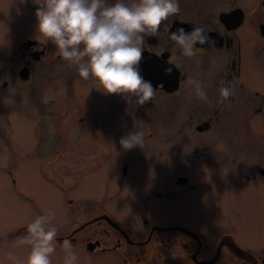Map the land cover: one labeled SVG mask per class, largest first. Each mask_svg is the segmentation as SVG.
<instances>
[{
    "label": "flooded vegetation",
    "instance_id": "1",
    "mask_svg": "<svg viewBox=\"0 0 264 264\" xmlns=\"http://www.w3.org/2000/svg\"><path fill=\"white\" fill-rule=\"evenodd\" d=\"M7 1L14 7L19 27L11 30L0 26V95L8 100L12 95L23 99L25 114L30 118L34 116L31 136L35 150L44 145L43 131H52L48 144H53L59 155L56 163L66 154H74L71 143L74 134L70 128L63 129L64 121H58L64 116L78 114L81 122L92 119L108 128V123L113 126L115 116L138 114L142 107L164 104L165 116L181 114L189 121L196 120L195 130L198 141L202 142L188 145L183 140L186 144L174 149L181 152L196 146L185 159L166 163L171 164L168 166L169 187L152 190L151 200L161 199L167 205L180 199L184 202L185 199L178 196L195 195L199 179L211 171L222 179L223 194L228 192L225 187L234 183L246 189L251 185L264 189V89L257 85L263 79L261 76L258 79L257 68L253 71L247 68L249 51L264 72V0H253L251 5L246 4L251 0H180L181 12L162 22L159 35L145 34L140 67L145 79L156 88V94L142 106L101 91L103 104L99 105L100 99L97 101L83 88L77 89V82L84 80L76 68L69 66L46 38L23 27L28 20L33 27L37 23L35 11L39 4L36 0ZM3 11L0 7V13ZM0 23L4 25L5 21L0 19ZM193 25L205 26L214 43L198 45L197 55L191 58H181L175 52L174 61L169 33L179 27L191 30ZM169 66L173 68L171 73L165 71ZM67 74L70 75L68 80ZM174 77L176 87L171 88ZM193 78L204 84L209 96L207 101L196 96L190 83ZM60 81L65 83L62 97V93L57 95ZM225 81L232 82L234 95L221 100L218 89ZM114 103L118 106L108 108ZM9 107L0 103V131L14 130ZM115 109V112L110 111ZM97 135H103V131H89L80 151L98 143L94 139ZM177 163L179 167L174 165ZM121 166L118 173L123 180L129 176L127 157ZM9 173L14 179L11 171ZM233 197L238 199L234 193ZM100 210L95 218L110 217L108 211ZM170 212L168 209L165 224L154 223L144 204L137 211L140 225L135 230L127 231L118 222L109 223L105 218L97 221L93 218L92 222L78 226L69 234L58 235L57 239L70 238L76 250L82 252L85 264L89 259L91 264H264V215L253 213L251 216V213L233 209L226 213L228 217L244 218L210 230L185 218L175 219ZM83 230L86 239L76 237Z\"/></svg>",
    "mask_w": 264,
    "mask_h": 264
},
{
    "label": "rangeland",
    "instance_id": "2",
    "mask_svg": "<svg viewBox=\"0 0 264 264\" xmlns=\"http://www.w3.org/2000/svg\"><path fill=\"white\" fill-rule=\"evenodd\" d=\"M1 1L0 7H3L4 11L0 13V19L5 21V24L0 23V26L16 29L19 22L15 18L14 7H11L13 5L10 6L8 1ZM252 3L253 0L246 4ZM23 27L36 31V25L33 27L30 20ZM247 56V68L251 71L257 68L258 79H261L260 76L263 79V82L257 85H262L264 89V72L260 71L258 61L249 51ZM69 78L70 75L67 74L66 80ZM58 84L60 89L57 95H60L61 90L64 91L65 83L60 81ZM93 87L89 81L77 82V89L87 90L94 99H100L99 105L103 104L100 91ZM13 96L8 100L6 96L0 95V103L11 108V127L14 129L0 131V264H14L9 254L21 260L27 258L30 245L20 244L19 238L26 234L27 223L35 215L48 209L55 210L53 223L58 228L57 236L69 234L78 226L92 222L91 219L102 211L100 209L108 211L110 217L125 230H135L140 225V215H137V211L142 209L144 204L149 208V219L154 223L165 224L169 209L171 217L185 218L210 230L215 226L221 228L227 222L237 223L244 218L240 215L228 217L226 213L233 209L251 213V216L253 213L264 215V189L255 185L246 189L234 183L228 184L225 187L228 192L223 194L224 188L220 186L222 179L215 175L214 171L199 179V189L195 195L188 194L187 198L178 196L185 199L184 202L180 199L167 205L166 201L161 199L151 200L149 195L153 193L152 190L155 192L169 187L168 166L171 164L166 163L173 159H185L196 146L181 152L174 149L178 148L179 144H186L183 140H186L188 145H198L202 142L198 141L196 120L189 121L181 114H172L169 118L165 116L167 107L164 104H155L147 109L142 107L138 114L123 113L119 118L115 116L112 120L113 126L108 123V128L101 121L87 119L81 122L78 114L74 117L64 116L58 121H64L63 129L68 131L70 128L69 131L74 134L71 143L75 150L73 155L66 154L63 160L60 158L61 161L56 163L59 155H56L54 145L48 144L52 131H43L44 145L35 150V142H32L34 139L31 136L35 118L25 114L26 104L23 99ZM62 96L64 93L60 95ZM117 106L118 103H114L108 105V108ZM110 111L115 112L116 109ZM135 125L144 130L145 144L143 148L137 146L124 150L120 146V138L135 130ZM89 131H103V135L95 136L94 139L99 142L81 152ZM126 157L129 159V176L122 180L118 170ZM141 160H151L154 163ZM174 165L180 166L179 163ZM10 171L15 176L14 179L10 176ZM233 193L238 197L237 200L234 199ZM227 218L229 221L225 220ZM97 220L98 218L94 219ZM243 222L250 223L247 220ZM251 223L254 222L251 220ZM77 236L86 239V231L79 232ZM77 252L80 264H85L82 252ZM63 256L64 251L58 244L53 254V264H63Z\"/></svg>",
    "mask_w": 264,
    "mask_h": 264
},
{
    "label": "clouds",
    "instance_id": "3",
    "mask_svg": "<svg viewBox=\"0 0 264 264\" xmlns=\"http://www.w3.org/2000/svg\"><path fill=\"white\" fill-rule=\"evenodd\" d=\"M22 3L26 0H21ZM36 31L55 46L61 58L74 66L79 77L90 81L104 94L120 96L126 103L142 106L156 94L152 82L141 71L145 34L159 35L161 24L181 12L180 0H36ZM169 40L181 58L197 55L198 45L212 41L205 26L193 25L191 30L179 27L169 33ZM171 73V66L165 69ZM197 97L207 101L204 84L193 78ZM99 87L96 88L95 86ZM221 100L234 95L231 81L219 86ZM120 146L131 150L145 144L144 130L137 128L120 138ZM55 210L35 215L28 223L20 244L30 245L26 259L9 254L14 264H53L59 244L64 251L63 264H80L73 241L57 239L53 223ZM88 264H91L89 259Z\"/></svg>",
    "mask_w": 264,
    "mask_h": 264
},
{
    "label": "water",
    "instance_id": "4",
    "mask_svg": "<svg viewBox=\"0 0 264 264\" xmlns=\"http://www.w3.org/2000/svg\"><path fill=\"white\" fill-rule=\"evenodd\" d=\"M173 82H172V86H171V88H175L176 87V77H174L173 79ZM103 218H106V217H101V219H103ZM110 222V221H109ZM111 223V222H110Z\"/></svg>",
    "mask_w": 264,
    "mask_h": 264
},
{
    "label": "bare ground",
    "instance_id": "5",
    "mask_svg": "<svg viewBox=\"0 0 264 264\" xmlns=\"http://www.w3.org/2000/svg\"><path fill=\"white\" fill-rule=\"evenodd\" d=\"M157 72H158V74H161L162 71L160 70V71H157Z\"/></svg>",
    "mask_w": 264,
    "mask_h": 264
}]
</instances>
